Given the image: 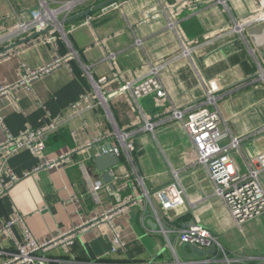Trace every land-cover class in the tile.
Masks as SVG:
<instances>
[{
    "label": "crops",
    "instance_id": "obj_1",
    "mask_svg": "<svg viewBox=\"0 0 264 264\" xmlns=\"http://www.w3.org/2000/svg\"><path fill=\"white\" fill-rule=\"evenodd\" d=\"M102 1L83 3L73 14ZM258 3L119 0L92 12V21L87 22L88 16H84L64 24L79 58L39 74L30 88L20 83L24 77L22 64L34 70L52 63L71 50L67 42L62 39L55 49L45 41L50 31L27 41L33 33L2 42L0 87L7 88L0 93V114L5 124L13 133L44 127L50 121L58 122L59 129L48 133L42 158L27 150L12 157L10 164L18 174H32L21 178L1 198L0 224L20 213L32 233L43 241L97 214L126 206L114 213L110 222H101L81 234L70 250H51L48 255L54 259L53 264H191L209 255V248L196 246L206 254L195 255L192 245L179 239V231L185 229L182 223L192 219L191 209L197 225L212 230L228 255L238 259L235 264H264V214L240 227L235 224L224 199L215 196L207 166L197 161L188 132L172 117L176 108L200 103L206 82L215 79L220 86L215 107L223 119L221 128L227 132L222 144L239 140V147L230 151L233 171L245 174L246 157L264 152V23L254 26L259 31L253 33V27L243 34L230 30L233 17L254 12ZM36 5L37 0H0V36L5 37L20 20L30 19ZM170 19L178 30L168 27ZM177 31L191 42V55L182 53ZM16 43L20 44L1 53ZM82 64L96 79L107 75L110 90L124 81L141 79L155 67L166 95L152 94L140 101L143 114L153 123L152 131L140 128L141 113L126 95L109 100L113 120L102 105L72 112L70 106L92 87ZM115 124L133 132L137 175L114 180L113 189L104 181L94 159L101 155L103 146L110 145L109 134ZM103 136L107 139L101 140ZM5 137L0 123V143ZM66 154L70 156L68 163L35 171L42 161ZM114 169L121 177L131 170L125 160ZM174 173L179 174L178 182L187 201L181 206L165 207L158 191L173 182ZM98 180L104 186L96 200L89 186ZM162 224L167 233L162 231ZM112 225L125 243L117 251H108L114 238ZM14 251L11 240L1 237L0 264L10 261Z\"/></svg>",
    "mask_w": 264,
    "mask_h": 264
},
{
    "label": "built area",
    "instance_id": "obj_2",
    "mask_svg": "<svg viewBox=\"0 0 264 264\" xmlns=\"http://www.w3.org/2000/svg\"><path fill=\"white\" fill-rule=\"evenodd\" d=\"M89 1L99 0H37V5L32 11V17L28 20H20L19 23L8 30L5 37L0 36V44L11 38L25 37L30 33L40 32L51 28L46 34L45 41L54 45L55 49L60 46V41L64 39L71 49L65 56L58 55L56 59L39 69H30L26 64H22L24 77L20 83L30 88L31 82L39 74L50 70L52 67L63 65L68 59L79 58L77 51L71 46L67 33L64 29L63 21L71 16L81 4ZM225 1V0H221ZM56 4V6H53ZM92 21L89 16L87 22ZM264 23V0H259L257 9L243 17H233L231 19V32L243 34L245 29ZM168 27L178 30L174 20H169ZM180 37L181 51L184 55H191L190 41ZM44 37V36H41ZM112 57V58H111ZM113 59V56H109ZM90 82L91 90L80 100L70 106L72 112L81 113L84 108L97 109L99 105L105 108L106 114L113 120L109 100L112 97L126 95L133 102L134 106L141 113V129H153V123L143 114L140 104L141 99L155 94L158 97L166 95L165 88L158 75L157 69L152 70L141 79L135 81H124L114 90L108 88L109 77L102 75L96 79L90 68L83 65ZM261 71L264 73V69ZM7 87H0V93L6 92ZM220 86L217 80L213 79L206 82V92L204 99L195 106L187 109L176 108L172 112V117L181 122L188 132L196 152L197 161L207 166L211 179L215 184V196L224 199L228 209L237 226H242L246 221L258 218L264 214V152L255 157H246L247 172L241 174L233 171L231 168L232 160L230 151L239 147V140L234 138L230 145H223L222 141L227 135L221 128L222 116L215 107L216 93ZM97 100V101H95ZM0 123L3 126L6 137L0 143V200L7 195L10 189L23 177L32 174L27 171L23 175L18 174L10 164V161L17 153L27 150L38 158L44 156L47 147L46 138L48 133L56 132L59 129L58 122L50 121L44 127H28L19 133H13L5 124L0 114ZM132 131L122 130L113 125V130L109 134L111 137L110 149L102 147L101 154L112 153L117 159L118 164L127 161L130 165V172H125L120 176L119 170L111 168L110 174L116 179L130 178L131 175H137V168L134 161L136 145L132 138ZM107 139L106 136L101 140ZM90 143L89 145H91ZM70 161L68 154L59 157L47 159L35 169L54 168ZM82 166V165H81ZM122 169V168H121ZM178 173H174L173 182L158 191V196L162 199L165 207L181 206L187 201V194L178 182ZM102 181L98 180L89 186L91 195L98 200V192L103 188ZM132 201V200H131ZM126 206L116 207L107 210L104 213L95 215L89 221L77 225L67 232L61 233L56 237L46 240L38 239L27 226L24 217L16 213L12 218L3 220L0 224V239L6 237L11 240L15 251L13 258L4 264H53L54 259L48 253L57 248L63 247L67 251L75 243V240L88 229L97 226L99 223L109 221L114 213L123 211ZM19 227L20 233L17 228ZM114 234L111 246L108 251H117L125 246L121 234L112 225ZM162 231L167 233L164 224ZM181 242L188 243L200 248H209L213 243L216 244V256H207L203 259L191 262V264H235L237 258L228 255L225 248L218 241L217 235L210 229L195 225L179 231ZM169 245L175 252L172 242ZM241 262V261H239ZM133 264H158L152 261L133 263ZM173 264V263H172ZM174 264H185L177 261Z\"/></svg>",
    "mask_w": 264,
    "mask_h": 264
},
{
    "label": "water",
    "instance_id": "obj_3",
    "mask_svg": "<svg viewBox=\"0 0 264 264\" xmlns=\"http://www.w3.org/2000/svg\"><path fill=\"white\" fill-rule=\"evenodd\" d=\"M117 1H119V0H104V1H102L101 3H99V4H97V5H94L93 7H90V8H88V9L84 10V11H81V12H79V13H75V14L69 16L68 18H66V19L63 21V24L71 23V22L75 21L76 19H79V18L84 17V16H88V17H89L90 14H91L92 12H94V11H96V10H99V9H102V8L108 6V5L113 4V3H116ZM50 30H51V28H48V29L43 30V31H40V32H35V33H33L32 35H30V36H29L27 39H25V40L27 41V40L34 39V38H36V37H38V36H41V35H43V34L49 32ZM250 31L253 33L254 31H259V29H256V28L253 27V28H251ZM19 44H20V43H16V44H13V45H11V46H9V47H6L5 49H3V50L1 51V53H4V52L10 50L11 48H15V47L18 46ZM106 147H107V149H110L111 146H110V145H107ZM94 161H95V164L97 165L98 169H99L101 172H103V179H104V181L107 182V183H108V182L111 183V187H112L113 189H116V188H115V185H114V183H113V181H114V177L110 174L109 170H110L111 168L115 167V166L119 163V162H118V159H117L112 153L108 152V153L101 154V155L97 156V157L94 159ZM155 200H156V199H155ZM155 203L157 204V206H158L159 208L161 207L160 204H159V202H158L157 200H156ZM160 210H161V208H160ZM161 212H162V214H164V212H163L162 210H161ZM189 214L192 215V219L189 220V221H187V222L182 223V226H183L185 229L197 225V222H196V220H195V218H194V216H193V210L190 209V210H189ZM154 226H155V225H154ZM110 246H111V244H110ZM191 247H192V249H194V251H195V253H196L195 255L204 256V255L206 254L205 251H201V250L197 249L194 245H192ZM216 251H217L216 244L213 243V244L209 247V249L207 250V254H209V255H211V256L214 257V256H216Z\"/></svg>",
    "mask_w": 264,
    "mask_h": 264
}]
</instances>
